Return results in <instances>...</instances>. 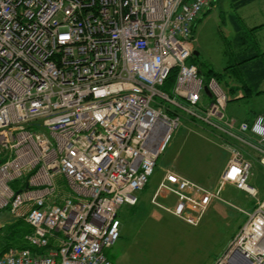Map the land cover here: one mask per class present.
<instances>
[{
	"label": "built area",
	"instance_id": "2783aa9c",
	"mask_svg": "<svg viewBox=\"0 0 264 264\" xmlns=\"http://www.w3.org/2000/svg\"><path fill=\"white\" fill-rule=\"evenodd\" d=\"M215 1L0 0V212L30 226L36 249L0 264H114L120 210L138 204L186 122L229 154L219 186L167 171L151 205L196 228L213 203L232 206L228 185L258 200L242 148L264 167V116L228 117L221 84L189 64ZM239 212L216 264H264V201Z\"/></svg>",
	"mask_w": 264,
	"mask_h": 264
},
{
	"label": "rangeland",
	"instance_id": "374dc122",
	"mask_svg": "<svg viewBox=\"0 0 264 264\" xmlns=\"http://www.w3.org/2000/svg\"><path fill=\"white\" fill-rule=\"evenodd\" d=\"M232 5V0H216L196 23L194 49L198 56H194L189 64L196 65L203 74L209 69L218 74L230 100L229 112L240 113L241 107L248 105L244 101L243 105L232 101V89L240 84L236 78L223 75L236 46L230 16H236L241 22L242 17L251 19L248 22L251 26L264 24V0L239 11H235ZM214 137L200 125L188 122L175 132L147 188L139 194L136 217L127 215V206L123 210L133 220H128L120 229V239L107 253L114 264H216L223 256L246 220L239 209L252 211L257 201H264V172L255 173L253 179L258 188V200L228 185L222 197L232 206L213 203L196 228L151 205V196L167 171L212 186L210 184L217 180L227 160L226 153L214 145ZM17 221L20 220L11 216L9 211L0 212V240L6 236L8 226Z\"/></svg>",
	"mask_w": 264,
	"mask_h": 264
},
{
	"label": "trees",
	"instance_id": "16d2710c",
	"mask_svg": "<svg viewBox=\"0 0 264 264\" xmlns=\"http://www.w3.org/2000/svg\"><path fill=\"white\" fill-rule=\"evenodd\" d=\"M233 9L239 11L258 0H232ZM207 15V14H206ZM230 21L235 30V52L230 58V65L225 67L223 75H230L232 78H236L241 85L242 80L246 86L244 88L245 95L243 98L251 97L252 93H257L264 82V52L259 48L256 41V33L264 28V25L255 28H247L246 25L241 22L236 16H230ZM243 21V20H242ZM195 32V31H194ZM193 58V57H192ZM193 64V63H191ZM194 65V64H193ZM196 66V65H195ZM199 73L207 81L211 78H215L220 83V77L211 69L207 74H203L199 69ZM175 80V72L170 76L168 85ZM243 84V83H242ZM235 92V88L232 89ZM32 233L30 226L20 220L10 224L7 228L6 236L0 240V256L8 250L15 248L19 250H31L36 252L35 248L30 247L26 237Z\"/></svg>",
	"mask_w": 264,
	"mask_h": 264
},
{
	"label": "crops",
	"instance_id": "0c3cea01",
	"mask_svg": "<svg viewBox=\"0 0 264 264\" xmlns=\"http://www.w3.org/2000/svg\"><path fill=\"white\" fill-rule=\"evenodd\" d=\"M242 20H243V22L245 23V25L246 26H248V28H255V27H258V26H262V25H264V24H261V25H257V26H255V25H250L248 22H250V20L249 19H246V18H244V17H242ZM249 24V25H248ZM255 37H256V41H257V43H258V46H259V48L264 52V28H262V29H260L257 33H256V35H255ZM243 83V84H242ZM242 83H241V85H238L237 87H235V92L232 90V92L234 93V95H233V99H232V101L233 100H236L240 105H243V101H244V103H247L248 105H247V107L246 108H243V107H241V109H240V113H238L237 111H232L231 110V112H229V102H230V100H229V102H228V104H227V110H226V114H227V116L228 117H230V118H234V119H236L237 121H239V122H247V123H253L255 120H256V118L257 117H259V116H264V82H263V84L261 85V87H260V89H259V91L257 92V93H252V96L251 97H247V98H243L244 97V95H245V92H244V88H242V85H244V86H246V84H245V82H244V79L242 80ZM235 96H237V97H235ZM215 140V139H214ZM214 145H216V146H218L222 151H224L225 153H226V155H227V160H226V162L224 163V165H223V167H222V169H221V171H220V173H219V176H218V178H217V180L215 181V182H213V183H211L210 185H212V186H205V185H203V186H205V187H207V188H209V189H216L218 186H219V182H220V179H221V176H222V174H223V172H224V170H225V167H226V164H227V162H228V159H229V154L221 147V145L220 144H217L215 141H214ZM242 150H243V152L245 153V155H246V157L248 158V159H250L251 161H252V177H251V180H250V184L254 187V188H256L257 186L255 185V184H253V179L255 178L254 176H255V173H261V172H264V167H262L261 165H259L257 162H256V159L254 158V155H253V152H251L250 150H248V149H245V148H242ZM253 169H254V171H253ZM263 174V173H262ZM182 176H184V175H182ZM184 177H186V176H184ZM187 178V177H186ZM189 179V178H188ZM191 180V179H190ZM161 181V180H160ZM159 181V182H160ZM194 181V180H193ZM196 182V181H195ZM197 183H199V182H197ZM199 184H201V183H199ZM202 185V184H201ZM227 187V186H226ZM233 187V186H232ZM226 189V188H225ZM257 190H258V188H256ZM225 191V190H224ZM223 191V192H224ZM222 192V193H223ZM142 192H140V193H138V198H139V194H141ZM246 195V194H245ZM151 198H152V196H151ZM224 200H225V198H224ZM165 202V201H164ZM139 203V202H138ZM165 203H171V200H168L167 202H165ZM219 203V202H218ZM138 205L139 204H137L136 206H134V207H130V206H124L121 210H120V212H119V219H120V217H121V219H120V221H121V228H123L124 227V225H125V223L128 221V220H133V219H131L130 218V216H129V218L124 214V208H125V211L126 210H128V213H127V215L129 214V215H132L133 217H136V212H135V210L137 209V207H138ZM255 207V206H254ZM253 207V208H254ZM134 211V212H133ZM209 212V211H208ZM206 217V216H205ZM245 217V216H244ZM245 223V222H244ZM243 226V225H242ZM241 226V227H242ZM233 239V238H232ZM111 249H109V250H107L106 252H105V254H106V256H107V258L109 259V257H108V255H107V253L110 251ZM113 262V261H112ZM114 263V262H113Z\"/></svg>",
	"mask_w": 264,
	"mask_h": 264
},
{
	"label": "water",
	"instance_id": "95a60500",
	"mask_svg": "<svg viewBox=\"0 0 264 264\" xmlns=\"http://www.w3.org/2000/svg\"><path fill=\"white\" fill-rule=\"evenodd\" d=\"M194 56H198V53L197 52H194ZM206 91H207V89H206ZM208 92V91H207Z\"/></svg>",
	"mask_w": 264,
	"mask_h": 264
}]
</instances>
